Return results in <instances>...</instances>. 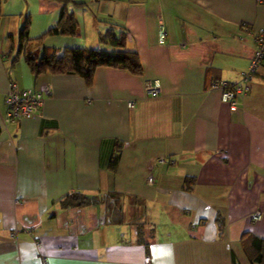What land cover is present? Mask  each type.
Instances as JSON below:
<instances>
[{"label":"crops","instance_id":"1","mask_svg":"<svg viewBox=\"0 0 264 264\" xmlns=\"http://www.w3.org/2000/svg\"><path fill=\"white\" fill-rule=\"evenodd\" d=\"M63 7L1 4L0 264H38L40 254L49 264H253L243 240H264V61L236 111L211 82L242 81L264 0H73L78 34L33 41ZM109 30L126 32L142 74L99 67L89 84L77 73L35 75L26 62L99 48ZM11 82L50 88L40 115L4 124ZM74 193L121 201L65 207ZM117 209L123 223L109 221Z\"/></svg>","mask_w":264,"mask_h":264},{"label":"trees","instance_id":"2","mask_svg":"<svg viewBox=\"0 0 264 264\" xmlns=\"http://www.w3.org/2000/svg\"><path fill=\"white\" fill-rule=\"evenodd\" d=\"M0 0V17L1 4ZM64 3L60 20L57 26L51 29L45 36L35 42H42L46 36L62 35L76 36L79 31V23L74 12L68 8L69 4H73V0H55ZM125 31H121L117 35L113 30L106 31L99 36V48H65L61 53L54 49L44 50L42 57L35 56L31 53L25 54L26 62L35 75L45 72L56 73H77L85 78L91 84L95 76V72L99 67H117L131 71L134 74H142L143 66L139 54L135 51H129L125 45ZM28 26H25L21 33V50L28 48ZM119 151H117L111 160V168L117 167L119 162ZM121 199H117L116 195L108 194L103 196H89L82 193L69 194L64 200L63 205L66 207H85L87 205H95L101 202L109 204L110 209L114 207ZM123 216L114 211L109 215L111 223H123ZM244 250L253 264H264V240L248 236L243 240Z\"/></svg>","mask_w":264,"mask_h":264},{"label":"built area","instance_id":"3","mask_svg":"<svg viewBox=\"0 0 264 264\" xmlns=\"http://www.w3.org/2000/svg\"><path fill=\"white\" fill-rule=\"evenodd\" d=\"M255 37V52L251 60L250 68L243 73L240 83H231L228 81L213 80L211 86L213 89L222 91V101L230 106L231 111L239 108L238 100L245 98L252 89L254 77L259 72L264 61V29L253 32ZM166 32L163 24L159 28V42L165 43ZM160 85L158 82L150 83L147 91L152 96L160 94ZM51 94L50 88L44 89L42 92L32 89H20L15 82H11L10 90L6 97L7 111L4 116V124L9 125L22 119H33L41 114L42 108L47 96ZM134 103L130 102L129 106L134 107ZM161 162H165L162 160ZM152 182V180H150ZM261 218V214H256L254 220ZM42 243L37 242L40 247ZM146 263H150V258H146ZM38 264H49L45 254H40Z\"/></svg>","mask_w":264,"mask_h":264}]
</instances>
